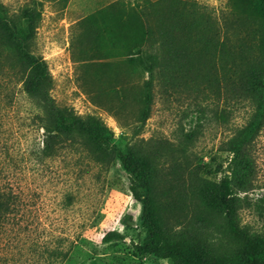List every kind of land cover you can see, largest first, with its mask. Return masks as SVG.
I'll use <instances>...</instances> for the list:
<instances>
[{
  "label": "rangeland",
  "instance_id": "374dc122",
  "mask_svg": "<svg viewBox=\"0 0 264 264\" xmlns=\"http://www.w3.org/2000/svg\"><path fill=\"white\" fill-rule=\"evenodd\" d=\"M187 1L212 15L170 18L167 0H0V188L13 203L0 264H179L150 243L189 232L212 246L202 263L237 259L231 222L264 245V129L240 161L230 145L260 96L246 85L264 69V0ZM40 61L55 105L102 120L144 166L142 201L102 133L75 130L41 156L58 122L23 91Z\"/></svg>",
  "mask_w": 264,
  "mask_h": 264
},
{
  "label": "trees",
  "instance_id": "16d2710c",
  "mask_svg": "<svg viewBox=\"0 0 264 264\" xmlns=\"http://www.w3.org/2000/svg\"><path fill=\"white\" fill-rule=\"evenodd\" d=\"M173 8L176 10L169 16L170 18H192L196 19L199 16L212 15L207 6H201L197 2L187 0H167ZM179 13V14H178ZM32 20V16L29 18ZM6 21V16L3 10V6L0 4V25ZM18 46V45H17ZM22 59L30 60L29 56L24 52L21 53ZM34 69L36 74L30 72L23 83V91L29 96H37L42 98L44 107L49 112L50 116L57 119V126L44 127V139L43 146L40 151L41 156L51 157L58 153V145L61 141L62 135H69L75 130H89L96 131L100 134L101 144L110 148L120 159L123 166L130 172L134 173L135 179L131 180L130 191L136 201H142L140 194V183L147 181V174L145 168L140 163L133 161L130 153H122L117 146H113L110 142L112 132L110 128L100 119L93 117L82 118L72 115L68 108H60L55 105L54 98L51 97L50 92L44 86L46 82V64L43 61L38 63L34 62ZM256 77L252 82L247 81L246 88L250 91H254L259 99L257 100L256 109L248 121L247 125L242 129L243 137L231 139L230 145H232L236 153V158L240 161L243 157V153L247 150L250 144L260 135L264 129V69L261 72L255 73L249 78ZM243 163L245 159L241 160ZM12 194L0 188V222L3 217L11 213L13 209V203L11 202ZM145 216L146 221L150 226H154V215L152 212V204L149 201L145 202ZM230 235L232 241L241 247L236 252L235 257L237 259H221L211 260L207 263H202V257L212 252V246L205 241V239L196 233L189 232L185 234L181 239L172 242L171 244L164 246H153L150 243V250L162 257L170 258L179 264H264V245L260 244V239L250 234L244 227H240L235 223H230ZM105 242L113 240L112 235H108L104 238Z\"/></svg>",
  "mask_w": 264,
  "mask_h": 264
}]
</instances>
